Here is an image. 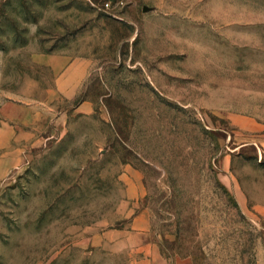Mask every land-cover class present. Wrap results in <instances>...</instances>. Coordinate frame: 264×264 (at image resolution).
<instances>
[{"label": "rangeland", "instance_id": "rangeland-1", "mask_svg": "<svg viewBox=\"0 0 264 264\" xmlns=\"http://www.w3.org/2000/svg\"><path fill=\"white\" fill-rule=\"evenodd\" d=\"M0 133V264H118L126 203L193 264H264V0H0Z\"/></svg>", "mask_w": 264, "mask_h": 264}, {"label": "crops", "instance_id": "crops-1", "mask_svg": "<svg viewBox=\"0 0 264 264\" xmlns=\"http://www.w3.org/2000/svg\"><path fill=\"white\" fill-rule=\"evenodd\" d=\"M38 107V106H36ZM36 107L26 108L34 119H38L39 113L36 110ZM91 107L88 102H83L77 108V113H90ZM16 131L12 134L10 133L9 138L12 140L13 135H17L18 143L21 144H31L33 142H38V137L40 131L32 126V129L28 131V136H25L23 133L18 134ZM3 134V133H2ZM0 133L1 139V149L6 147L8 136L2 135ZM19 150V149H18ZM15 159L11 162L8 158L10 155L3 156L4 160L0 162V169L11 168L18 164ZM12 155V157H14ZM13 159V158H12ZM229 172V171H228ZM228 172H222L224 178L228 180V183L224 184L235 192L232 189L231 175ZM3 173V172H2ZM124 182L129 183V178L124 177ZM127 198L131 202H138V193L131 191L129 187ZM128 204L126 203V209L123 211V215L120 216L119 226L113 228L105 227L104 229L98 230L93 239L95 240L93 246H98L101 251L104 252V255L113 256V255H122L126 254V260H121L118 264H193L192 260L188 257H183L170 250V245L173 242L165 239L161 234L156 231L152 223V214L149 209L141 208L138 211L132 209L128 210Z\"/></svg>", "mask_w": 264, "mask_h": 264}, {"label": "built area", "instance_id": "built-area-1", "mask_svg": "<svg viewBox=\"0 0 264 264\" xmlns=\"http://www.w3.org/2000/svg\"><path fill=\"white\" fill-rule=\"evenodd\" d=\"M109 7V6H108Z\"/></svg>", "mask_w": 264, "mask_h": 264}]
</instances>
